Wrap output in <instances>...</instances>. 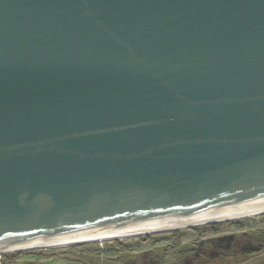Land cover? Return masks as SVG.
Segmentation results:
<instances>
[{
    "label": "water",
    "instance_id": "obj_1",
    "mask_svg": "<svg viewBox=\"0 0 264 264\" xmlns=\"http://www.w3.org/2000/svg\"><path fill=\"white\" fill-rule=\"evenodd\" d=\"M264 207V0H0V252Z\"/></svg>",
    "mask_w": 264,
    "mask_h": 264
},
{
    "label": "rangeland",
    "instance_id": "obj_2",
    "mask_svg": "<svg viewBox=\"0 0 264 264\" xmlns=\"http://www.w3.org/2000/svg\"><path fill=\"white\" fill-rule=\"evenodd\" d=\"M228 234L251 237L261 249L217 264H264V213L124 239L10 250L0 252V264H182L194 256L201 240Z\"/></svg>",
    "mask_w": 264,
    "mask_h": 264
},
{
    "label": "bare ground",
    "instance_id": "obj_3",
    "mask_svg": "<svg viewBox=\"0 0 264 264\" xmlns=\"http://www.w3.org/2000/svg\"><path fill=\"white\" fill-rule=\"evenodd\" d=\"M263 213H264V207H258V208H252L249 210L238 211V212H222L218 214H213V215H208V216H203L188 220L166 222V223L130 227V228H123L116 230H107L103 232H93V233L78 235L75 237H66V238H61L54 241L46 242L44 244H41L38 248L66 247L81 243L103 242V241H109L115 239H124V238H130V237H135L149 233L167 231L175 228L190 227L205 223L221 222V221L234 220L239 218L255 217Z\"/></svg>",
    "mask_w": 264,
    "mask_h": 264
},
{
    "label": "trees",
    "instance_id": "obj_4",
    "mask_svg": "<svg viewBox=\"0 0 264 264\" xmlns=\"http://www.w3.org/2000/svg\"><path fill=\"white\" fill-rule=\"evenodd\" d=\"M260 249L261 244L251 237L235 234L211 237L201 240L194 256L185 259L182 264H217L226 258L246 256Z\"/></svg>",
    "mask_w": 264,
    "mask_h": 264
}]
</instances>
